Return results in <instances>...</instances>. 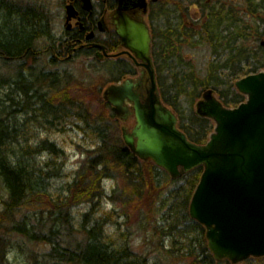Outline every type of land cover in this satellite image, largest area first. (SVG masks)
Returning a JSON list of instances; mask_svg holds the SVG:
<instances>
[{"label":"trees","instance_id":"1","mask_svg":"<svg viewBox=\"0 0 264 264\" xmlns=\"http://www.w3.org/2000/svg\"><path fill=\"white\" fill-rule=\"evenodd\" d=\"M243 1L238 5L197 0L196 18L190 14L192 1L152 4V57L159 92L178 116L179 128L198 144L207 142L215 128L214 121L197 110L204 93L212 91L225 106H237L246 96L235 82L264 70V0ZM100 3L109 9L115 5L114 0ZM14 15L21 25L10 23ZM4 17L8 20L3 23ZM42 38L49 44L53 39L49 10L43 4L0 0V189L2 214L11 231L43 248V264H153L146 252L117 243L107 233L113 216H97L95 206L109 197L120 203L127 222L133 215L126 210L133 208L138 224L151 225L154 235L170 237L166 257H172L177 246V255L191 264H232L215 260L206 228L189 214L203 167L174 179L153 161L140 159L120 136L119 120L108 102H103L108 116H96L87 99L77 96L75 87L80 84L73 73L40 65L43 50L37 44ZM80 38L72 36L73 41ZM101 41L112 52L122 45L114 31ZM83 51L92 50L78 53ZM56 62L51 52L46 63ZM114 63L112 82L137 74L130 61L116 58ZM68 117L84 121L99 141L69 183L68 194L54 197L46 185L52 172L33 166L31 158L41 151L58 155L62 150L49 139L28 145L22 155L14 146L28 123L51 128ZM106 178L122 182L109 196L102 183ZM86 203L92 204L91 210L77 219L74 209ZM139 203L146 211L138 209ZM159 214L168 221L166 228L158 225Z\"/></svg>","mask_w":264,"mask_h":264},{"label":"water","instance_id":"2","mask_svg":"<svg viewBox=\"0 0 264 264\" xmlns=\"http://www.w3.org/2000/svg\"><path fill=\"white\" fill-rule=\"evenodd\" d=\"M137 1L146 7V0ZM82 2L85 9H92L91 0ZM121 8L114 15L116 33L126 52L146 67L151 78L143 100L134 89L140 81L132 78L113 83L104 91L105 100L121 120L135 115L131 131L122 127L124 142L139 158L153 161L172 178L199 166L204 168L189 213L205 226L216 260L238 264L264 256V70L236 81V88L247 98L235 107L225 106L212 91L204 94L198 111L211 118L215 128L206 143H195L178 127L176 113L159 93L150 28L143 19ZM77 16L70 0L66 21ZM261 44L264 46V39ZM96 45L108 53L105 45ZM2 199L0 190V204Z\"/></svg>","mask_w":264,"mask_h":264},{"label":"rangeland","instance_id":"3","mask_svg":"<svg viewBox=\"0 0 264 264\" xmlns=\"http://www.w3.org/2000/svg\"><path fill=\"white\" fill-rule=\"evenodd\" d=\"M22 1L43 4L44 7L49 10L52 34H56L57 36L64 34L66 29L65 6L70 2V0ZM176 1L185 3L192 1V5L189 4L190 14L195 18L199 15L197 13L199 10L197 0H161V2H164L165 5L170 2V5L168 6L175 5ZM218 1L238 5L244 2L243 0ZM194 3L195 6L193 5ZM112 16L113 14L110 11L105 13V20L109 31L114 30L115 28ZM139 17L147 21L145 15L140 14ZM10 19L11 24L16 23V25H21L18 24V18L15 15L11 16ZM1 20V22L4 23L8 19L4 17L1 18ZM100 37L103 39L106 38L105 34H100ZM49 45L50 44L45 38H42L37 44L39 50H43L40 65H45L46 67L53 69L58 68L60 71L65 69L73 73L75 75L76 82L80 84V86L75 87L77 96H83V98H86L87 101L85 102L91 106V108L95 111L94 114L98 117H101L100 114L104 112L105 117L109 114V108H106L107 110L104 109L105 104L103 102L106 101L104 91L107 87L114 83L111 80L116 74V70L112 71V67L115 65L113 62L116 58L130 61L137 68V74H139L142 70L140 66L138 67L135 65L133 59L127 54H122L118 57L102 56V58H99L94 51H91L90 53L83 51L81 53L74 54L70 59H63L61 61H57L55 64H49L46 63V60H49L51 57ZM124 49L125 47L120 45L114 52H121ZM129 76V74L124 75L120 81H125L129 78ZM128 105H130L129 102ZM110 108L112 109V106ZM118 120L121 137L122 126H125L128 131H131L136 124V118L133 113L127 120ZM23 129H26L24 131V136L20 139L19 145L16 144L17 146H14L17 148V154L22 155L20 151H23L25 147L28 145L36 146L44 139H49L50 141L55 142L57 147L62 150V152L58 155H54L49 150L41 151L31 158V164L37 168L44 169V172H52L51 177L46 183L49 193L54 197H65L68 194L69 183H71L75 178L77 171L80 169L88 155V151L98 144V138L93 134V131L86 126L84 121L76 117L62 119L61 122L51 128H46L38 123H28ZM18 146H20L19 148L21 149H19ZM102 183L105 187L107 195L109 196L112 190L117 187V184H121L122 182L115 178H106ZM119 206L120 203H117L109 197H103L95 206L97 216H105L109 213L113 216V222L107 226L106 230L107 233H109L110 236L117 241V243L126 242L132 244L137 251L146 252L151 257L150 259L153 264H191L190 259L182 258L177 255V246L176 249L172 251L173 256L166 257L165 251L171 248L170 237H166L165 235L162 237L154 235V229L151 225L146 226L138 224V221L135 220L137 212L134 211L133 208L132 210H126V212L128 211L129 214L133 215L131 220L127 222L126 219L128 217L124 215L123 209ZM91 208L92 204L89 203L80 205L74 209V214L77 219H80L82 214L91 210ZM138 209L146 211L145 204L139 203ZM2 213L3 205L1 203L0 222H2V220L5 221L3 224L0 223V264H43L41 256V250H43V248L29 242L19 233L11 231L10 222L5 219V216ZM155 219L157 220L158 225L166 228L168 221L162 220L163 218L160 214L158 217L156 215ZM256 258L257 257H253V259H248L247 261H243L239 264H264V257H262L263 260H256Z\"/></svg>","mask_w":264,"mask_h":264},{"label":"flooded vegetation","instance_id":"4","mask_svg":"<svg viewBox=\"0 0 264 264\" xmlns=\"http://www.w3.org/2000/svg\"><path fill=\"white\" fill-rule=\"evenodd\" d=\"M92 1V9L88 10L83 7L82 0H73V3L78 10V16L76 18H73L69 23L66 21V14H65V32L63 35L59 36L57 38V35L54 34L53 39L51 40V44L49 45V48L53 54V57L57 61H61L63 59H70L75 53H78L80 50L84 49H91L95 52V54L102 58V56L105 57H118L122 54H127L131 58L132 56L126 52V49L119 52L121 54L119 55H110L113 52L109 50L108 46L104 44L100 37V34H105V36H109L112 31L116 33V29L109 31L107 28V23L105 20V13L110 11L112 12V21L114 24V15H118L119 8L122 10L125 9L126 12L131 14L134 17H137L139 19H142L140 14H143L146 16L147 19V25L150 28V31L152 33V28L150 24V16L152 13V4L156 3L158 0H146V7H140L139 4L140 1L137 0H125L122 4H120V0H114V7L112 9H109L105 6H103L100 2L107 0H91ZM195 6V3L193 4ZM115 26V24H114ZM80 35V42L73 41L72 36L73 35ZM117 34V33H116ZM78 42V43H77ZM122 42V40H121ZM64 44V46H63ZM70 44H75L72 47H70ZM96 44H103L106 46V53L102 48L97 46ZM123 46V44H122ZM135 65L137 64L134 61ZM136 66H140L142 70L139 72V74L131 75L129 78L135 79V81H140L139 85H136L134 87L135 91L140 94L141 100L145 99L147 97L148 89L150 88L151 84V78L148 70L145 66L141 64H137ZM138 73V72H137ZM133 104L130 102V109H132Z\"/></svg>","mask_w":264,"mask_h":264},{"label":"bare ground","instance_id":"5","mask_svg":"<svg viewBox=\"0 0 264 264\" xmlns=\"http://www.w3.org/2000/svg\"><path fill=\"white\" fill-rule=\"evenodd\" d=\"M3 3L4 4H8V1L7 0H3ZM42 5V4H41ZM65 9H66V6H65ZM152 34V33H151ZM56 35V34H55ZM53 36H54V34H53ZM57 38H59V36H57ZM152 40H153V37H152Z\"/></svg>","mask_w":264,"mask_h":264}]
</instances>
